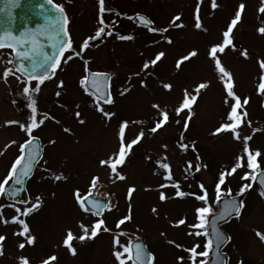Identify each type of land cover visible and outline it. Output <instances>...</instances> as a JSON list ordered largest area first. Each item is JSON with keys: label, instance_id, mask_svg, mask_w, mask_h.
<instances>
[{"label": "rangeland", "instance_id": "374dc122", "mask_svg": "<svg viewBox=\"0 0 264 264\" xmlns=\"http://www.w3.org/2000/svg\"><path fill=\"white\" fill-rule=\"evenodd\" d=\"M56 1L73 21L70 37L72 49L78 51L82 41L94 35L98 27L97 0ZM104 1L105 8L110 10L103 13L105 24L111 29L110 37L102 35L99 40L90 41L80 56H74L66 63L62 61L57 71L45 79L34 94L36 119L43 117V123L32 134L40 139L44 158L27 184L30 201L26 206L12 207L0 193V215L5 220L17 215L16 208L21 212L24 208L30 209L27 215L18 216V219L25 221L29 228L26 235H32L34 242L30 246L25 243V247L19 249L17 244L23 238L13 233L18 232L20 226L0 223V235L5 237L0 241V264H19L18 258L22 256L27 258L28 264H41L50 256L55 259L49 264H116L112 255V236L117 231L123 233L118 237L120 244L127 246L133 240H142L154 256V264H192L184 249L195 243L197 252L204 251V237L203 229L188 226L196 223L194 208L203 206V202L188 194H199L202 184L211 189V198L216 197L215 188H212L221 171L225 172L221 191L227 186L235 187L236 191L244 186L246 193L240 216L222 228L230 237L224 248L229 264H264V240L261 239L264 236V203L256 191L246 192L249 174L245 175L257 167L261 168L258 171L264 169V89L258 91L262 74L259 63L264 62V33L257 31L264 28L261 0H214L215 8L211 7L212 0H200L198 7L197 0ZM240 4L244 7L229 34L230 43L225 45L223 52L215 54L230 74L232 90L241 100V107L237 109L238 138L234 139L230 131H214L226 122L228 105L224 103L226 93L220 74L208 53L211 46L223 41L222 33ZM134 13L147 16L153 21V28L166 31L149 32L137 28L132 19L127 18ZM174 16L179 18L170 24ZM197 18L201 24L199 29L194 26ZM175 24L181 26L175 27ZM116 28L123 33H115ZM117 36L131 39L120 40ZM233 43L241 47H234ZM193 50L194 56L181 59ZM242 51L246 56L241 55ZM157 53H163L160 60L141 71L143 63L151 61ZM9 58L8 51H0V61L4 62L0 63V72ZM84 61H87L86 65ZM85 68L110 75L112 102L101 103L104 111L113 113L107 119L95 110L93 99L84 95L79 84ZM59 82L62 86L58 88ZM165 83L170 85L167 90L163 88ZM201 83L206 87L194 91ZM34 84L32 81L31 85ZM19 88L12 75L6 82L0 80V180L18 155V144L26 137L19 123H27L30 113L25 101L17 95ZM185 91L189 96H196L190 116L189 109L181 110L179 115L175 112ZM245 97L246 104L243 102ZM153 104L158 107L153 108ZM160 111L167 113L168 122L152 133L149 129L160 119ZM76 112L83 123L78 122ZM186 117L188 126L185 130L183 121ZM6 121L18 123L6 124ZM121 121H127L125 141L139 132H143V136L117 168L125 179L117 180L99 161L115 152ZM64 128L69 132L63 131ZM246 136L249 138L246 141L248 154L243 152ZM50 140L54 142L49 143ZM13 141L15 143H10ZM181 143L186 145L184 150L178 147ZM248 155H253L255 168L247 167ZM237 156L241 158V166L231 171ZM157 161L169 165L170 180L165 179L164 170ZM56 176L61 179H54ZM92 176H97L98 181L89 193ZM174 184L186 193L184 197L174 195L177 190L172 186ZM129 187L134 189L130 195ZM75 190H79L81 196L90 194L107 201L109 207L100 218L110 232L100 231L90 240L78 239L81 234L78 225L90 226L96 218L80 211ZM161 192L165 195L163 201L159 199ZM232 196H238L237 192L229 195ZM37 197L39 205L32 209ZM125 215H130V220L117 230L116 221ZM181 218L184 223L177 225ZM69 230L73 235L70 245L74 254L63 246ZM198 230L202 233L200 236L188 234ZM178 256L184 259L178 262ZM195 259L199 261L203 257ZM125 264L130 262L126 260Z\"/></svg>", "mask_w": 264, "mask_h": 264}, {"label": "snow or ice", "instance_id": "6c2138e0", "mask_svg": "<svg viewBox=\"0 0 264 264\" xmlns=\"http://www.w3.org/2000/svg\"><path fill=\"white\" fill-rule=\"evenodd\" d=\"M20 0H9V3L13 6H18ZM200 0H197V7L199 6ZM98 4V15H97V24L98 27L95 30L94 35L86 37L80 47L79 50L72 49L71 40L68 38L69 33L65 29V25L68 23L66 15L64 13V9L61 5L55 4L53 0H43L42 4L37 5L41 12H44L47 15L48 22L47 24L39 25L35 30L28 29L25 31H21L19 34H15L11 31L5 30L3 33H0V49L7 48L9 49V59L6 61V66L3 68V71L0 72V80L6 79L9 75H12L15 80L20 85L19 91L17 95L21 96L22 99L25 101V107L29 110V115L27 117V123H19V128L23 131L26 135V139L18 145V152L19 154L14 158L11 162L10 167L7 170V174L0 180V193L5 191L6 184L11 180L14 184L22 183L23 179L30 175L31 169L34 166V162L38 155V151L35 149V141L36 137L32 135L33 130L39 127L40 124L43 123V117L37 120L36 117L38 115L37 108H36V101L34 99V94L38 92L40 84L45 80L51 78V75L54 74L55 70L59 67L61 62H67L74 56H80L81 53L84 52L85 48L89 46L90 41L99 40L102 35H109L111 33V29L105 24L103 19V13L105 11H110L104 7V0H97ZM45 5L51 7V9L55 12V16L48 14L45 10ZM262 8L264 10V0H261ZM211 7L215 8L216 4L214 0H212ZM244 5H238L234 17L231 19L230 23L227 25V29L223 31V41L216 45H213L209 49V57L213 60L215 65V70L220 74L219 79L223 84V90L226 93L224 103L228 105V110L225 115V121L219 125L214 131L219 133L221 130L230 131L231 135L234 139L238 138L236 128L240 123L237 109L241 107V100L237 97L233 90H232V81L230 74L221 66L219 59L215 55L217 52H223L225 45L230 43L229 34L233 30V26L237 24L238 20L241 17V10L243 9ZM3 11V9H0ZM129 20L132 19L131 16L127 17ZM178 16L172 17V20L169 21L171 24L173 21L178 20ZM136 19L138 22L147 28L149 32H159L163 33L166 31L164 28H153L150 27L152 21L146 19L143 16L137 14ZM175 27H180L181 25L175 24ZM195 28L199 29L201 27L200 21L197 18L195 23ZM107 30V31H106ZM258 32L264 33V28H258ZM63 36V39H61ZM118 39H131V37L125 36H117ZM51 49V53L46 51L45 49ZM69 52V56H65V52ZM196 53L195 51H191L187 54L186 57H182L181 59H187L188 57L194 56ZM163 53H157L155 57L151 61H145L142 65L141 71L147 69L149 64L155 65L158 60H160ZM242 56H246V52H241ZM0 63H4L0 61ZM85 65L87 61H84ZM10 65L11 67H9ZM177 66H179V61L177 62ZM259 67L262 70V74L260 76L261 83L258 85V91L260 89H264V62L259 63ZM86 75L79 80V84L82 88H85L86 92H88L92 98L93 103L95 105V110L107 119L113 115V113L106 112L102 109L101 103H111V96L110 94H104L101 91L100 85L102 80L107 79V75L103 73H91L93 77V83L96 84V88H91L86 81L88 79L87 68H85ZM35 81L34 86L31 85V82ZM141 86H144V82L140 81ZM62 82L57 84V87H61ZM206 84L201 83L197 86L194 91H198L199 89L205 88ZM164 89H169L170 85L165 83L163 84ZM125 92L127 89L124 90ZM123 94V93H121ZM57 96L60 95L59 92L56 93ZM229 98L230 101H229ZM196 96L191 95L185 91L183 99L179 103V105L175 108V112L177 115L180 114L181 110L189 109L188 116L191 115V104L195 101ZM245 104L247 103V97L244 98L243 101ZM15 103V101H13ZM153 108H157L158 106L153 104ZM77 120L79 123H83V120L79 119V112L75 113ZM159 117L154 125L149 129L150 132L155 133L157 129L161 128L168 120V115L164 111L159 112ZM6 124H14L18 123L16 121H6ZM138 123V121H137ZM127 126V121H121L119 124V131L117 133L118 138V145L115 152L112 155H109L106 159H102L99 161V164L103 167H106L109 170L111 175H114L117 180H123L125 177L117 171L118 166L122 165L125 162V157L128 155L130 149H132L133 145H136L138 141L141 140L143 136V132L137 133L134 138L125 141L124 133L125 128ZM184 129H187L188 126V118L186 117L183 121ZM63 131L69 132V129L64 128ZM255 131V130H253ZM245 143L243 147V152L248 154L249 149L247 146L246 141L249 139L247 136L243 138ZM54 141H49V143H53ZM10 143H15L10 142ZM8 145H5L7 148ZM161 147H166L165 145H161ZM178 147L181 150H184L186 145L183 143L179 144ZM194 150V149H193ZM147 159V157H146ZM197 161L199 157L196 158ZM253 155H248V164L247 167L252 169L256 167V164L253 163ZM241 158L239 156L236 157L235 167L231 169V171H235V168L241 166ZM189 167H191V162H188ZM157 165L164 170L165 179L170 180L171 176L169 174V165L167 163H161L157 161ZM196 169L199 170V164L197 163ZM231 171L228 174H231ZM247 175V173L245 174ZM54 179H61V177L56 176ZM225 180V172L221 171L218 176V180L215 183V192H216V200H220V192H221V184ZM98 181L97 176H92L90 180L89 186V193H91L92 188L95 186L96 182ZM264 183V181H262ZM165 185H160V187H164ZM176 187L177 190L175 191L174 195L176 197H184L186 193L179 190L177 185H172ZM200 194L196 193H189L194 197L196 201L203 202V206H198L194 208V218L196 223L189 225V228L192 229H204L205 221L207 218V214L209 213L210 209L208 207V200H207V191L204 186L201 184L199 185ZM133 188H128V194L130 195L133 192ZM245 190L244 186L239 189L238 195L243 193ZM264 195V194H262ZM74 197L76 204L79 206V209L83 213H90L94 217H98L101 215L104 209L108 208L109 205L105 202H101L99 200L92 199L90 194H85L81 196L79 194V190L74 191ZM159 199L163 201L165 199V195L163 192L160 193ZM215 202V201H214ZM39 205V197H37V202L33 203L31 208L35 209ZM2 207V206H0ZM225 209L229 210V214L235 213L236 215L240 212V206L233 203L231 199L225 202ZM17 215H14L10 218V220H5L2 215H0V223H16L20 226L18 232H14L13 235H19L23 238V240L17 244L19 249H23L25 247V243L27 245H32L34 242V237L32 235H26L29 232V228L26 225L23 219H18V216L27 215L30 212L29 208H24L21 212V209L16 208ZM154 211V209H153ZM127 220H130V215H125L121 219L117 220L115 223V228L117 230L120 229V226ZM184 220L181 218L176 222L177 225L183 224ZM79 228L81 230V234L79 235L78 239L80 241H84L85 239H92L98 235L100 231L103 232H110V229L105 226V222L103 219H96L94 220L90 226L80 223ZM192 236H200L202 233L201 231H193L188 233ZM212 234L216 237L217 240L223 242L225 237L222 232L217 231L215 228L212 230ZM123 235L121 231H117L114 236H112V255L115 258L116 264H125V261H129L130 264H153L154 256L151 252H146L145 246H143L139 242L132 243L130 242L129 245H123L119 243L118 237ZM259 235V234H258ZM5 237L0 235V241H3ZM73 239V235L69 230L66 234V237L63 240V246L67 247L69 253H73V248L70 245V241ZM261 239L264 240V236H261ZM168 243H173L169 241ZM209 241L206 239L203 245L204 251L197 252L196 249L198 247L197 244H193L191 248L184 249L185 252L188 253V260L192 262V264H205L203 259L197 261L196 257H204L206 256L209 250ZM177 248H180V245H176ZM119 249V250H117ZM55 256H50L45 260L41 261V264H49V261L54 260ZM177 261H181L184 258L178 256ZM19 264H28V260L26 257H19Z\"/></svg>", "mask_w": 264, "mask_h": 264}, {"label": "water", "instance_id": "95a60500", "mask_svg": "<svg viewBox=\"0 0 264 264\" xmlns=\"http://www.w3.org/2000/svg\"><path fill=\"white\" fill-rule=\"evenodd\" d=\"M42 3L43 0H20L18 6H13L9 3V0H0V9H3V11H0V33H3L5 30H8L15 34H19L21 31H25L28 29L35 30L39 25L47 24L48 22L47 15L44 12H41L37 7V5ZM45 10L48 14L55 16V12L51 9L50 6L45 5ZM136 17L137 15L134 16L135 21L137 22V24L141 25L136 19ZM150 27H152V24L150 25ZM61 39H63V36H61ZM236 45L237 44H235V46ZM45 50L48 51L49 53H51L52 51L51 49L48 48H46ZM87 74H88V79L86 81V84H88L93 89L96 88V84L93 83V77L91 76V73H87ZM100 88L104 94H109L108 75L106 80H102ZM34 147L38 151V155L34 162V166L31 169L30 175L25 177L22 183L20 184H14L11 181L10 185L7 187V189L4 192V198L7 202L19 204V205H25L29 201L28 192L26 190V182L32 176L34 167L42 157L40 141L38 139H36ZM262 181H264V171L258 173L253 181L254 185L259 188L262 194H264V183H262ZM244 197L245 194L233 198L220 199L218 201L217 212L208 217L207 223L209 230V238L211 241V250L209 253V261L207 264H227L226 257L221 253V249L228 241V236L220 228V226L221 224L228 221L230 218L237 217L239 214L238 215H236L235 213L229 214V210L225 209V202L231 199L233 203L240 206V210H241V203ZM92 199L95 198L92 197ZM95 200L105 202V200L103 199H95ZM213 228L224 234L225 239L223 242L217 240L216 237L212 234ZM135 242H139L143 246H145L143 241L140 239L132 241V243ZM146 252H148L147 249Z\"/></svg>", "mask_w": 264, "mask_h": 264}, {"label": "flooded vegetation", "instance_id": "af4514ba", "mask_svg": "<svg viewBox=\"0 0 264 264\" xmlns=\"http://www.w3.org/2000/svg\"><path fill=\"white\" fill-rule=\"evenodd\" d=\"M73 1H77V0H73ZM53 2L55 3V4H59L56 0H53ZM60 5V4H59ZM104 6H105V1H104ZM64 9V8H63ZM64 13H65V15H66V18H67V20H68V23L65 25V29L68 31V33H69V39L71 40V37H70V27L72 26V20L70 19V17H68V14L66 13V11H65V9H64ZM135 14V13H134ZM133 14V15H134ZM133 15H132V18H133ZM134 26H136L135 24H134ZM137 27V26H136ZM138 28V27H137ZM115 33H119V34H121V33H123V31H121L119 28H116L115 29V31H114ZM71 46H72V41H71ZM86 49V48H85ZM3 50H5V51H10L9 49H0V51H3ZM69 52H65V54L64 55H66V54H68ZM58 69V68H57ZM57 69L55 70V72L57 71ZM87 71L88 72H99V71H92V70H89V69H87ZM84 75H85V71H84ZM34 82V81H33ZM33 135V134H32ZM34 136V135H33ZM34 137H36V136H34ZM27 137H25V139H26ZM25 139H23V140H25ZM42 162V161H41ZM40 162V163H41ZM40 163L35 167V169H34V172H33V177H34V175H35V173H36V169H37V167L40 165ZM32 177V178H33ZM31 178V179H32ZM30 179V180H31ZM242 209H243V207H242ZM238 218V217H237ZM234 219H236V218H233V219H230L229 221H227L224 225H226L227 223H229V222H231L232 220H234ZM223 225V226H224ZM223 226H222V228H223ZM228 235V234H227ZM229 241H230V237H229V235H228V241H227V243L225 244V246L223 247V249H222V253L227 257V264H229V257H228V255H226L225 253H224V248H226V245L229 243Z\"/></svg>", "mask_w": 264, "mask_h": 264}, {"label": "trees", "instance_id": "16d2710c", "mask_svg": "<svg viewBox=\"0 0 264 264\" xmlns=\"http://www.w3.org/2000/svg\"><path fill=\"white\" fill-rule=\"evenodd\" d=\"M249 174V177H248V182H246L247 183V185H246V188L249 186V184L251 183V177H252V175H253V172H250V173H247V175ZM217 180L218 179H216V181L214 182V184H213V188L212 189H214L215 188V183L217 182ZM225 187V186H224ZM241 188V187H240ZM206 189V191H207V200H208V207H209V209H210V211H214L215 209H216V203L214 202L215 201V199H213V198H215V196L213 197V198H211V194H210V192L209 191H211V189L210 188H205ZM252 191H256V189L254 188V187H252V189H251V192ZM238 193L239 192V189H238V191H236V188L235 187H229V186H227V187H225L224 188V190H222L221 192H220V196H229V195H232V194H234V193ZM257 192V191H256ZM199 194H200V192H199ZM257 194H258V192H257Z\"/></svg>", "mask_w": 264, "mask_h": 264}]
</instances>
